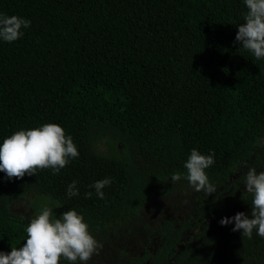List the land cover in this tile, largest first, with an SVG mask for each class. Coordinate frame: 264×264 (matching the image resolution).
<instances>
[{
	"label": "trees",
	"instance_id": "16d2710c",
	"mask_svg": "<svg viewBox=\"0 0 264 264\" xmlns=\"http://www.w3.org/2000/svg\"><path fill=\"white\" fill-rule=\"evenodd\" d=\"M246 12L244 0H0V13L31 21L20 39L0 40V144L56 123L79 151L59 174L10 180L0 172V251L26 242L31 217L10 203L29 193L103 228L138 218L174 172L186 175L193 148L215 154L210 181L245 165L264 138V58L236 41ZM103 136L109 154L96 150ZM105 178L112 182L101 199L90 186ZM73 181L79 195L69 197ZM239 189L209 201V219L188 238L195 218L165 219L158 247L129 263L264 264L255 229L249 239L220 223L238 212L251 218L253 196Z\"/></svg>",
	"mask_w": 264,
	"mask_h": 264
},
{
	"label": "clouds",
	"instance_id": "9594fccd",
	"mask_svg": "<svg viewBox=\"0 0 264 264\" xmlns=\"http://www.w3.org/2000/svg\"><path fill=\"white\" fill-rule=\"evenodd\" d=\"M247 12L245 22L238 26L236 41L242 48L253 53L255 58H264V0H244ZM31 21L17 15L0 13V40L14 42L24 33ZM214 153L205 155L193 148L184 167L187 172H174L173 182L182 176L196 192L212 194L215 186L210 182L206 169L212 166ZM79 151L71 135L56 123H45L41 126L21 129L4 139L0 144V172L7 179H23L26 175H36L37 170L51 169L59 174L68 163L78 158ZM245 192L252 194L251 218L245 212H238L233 217H224L220 223L226 226L234 223L233 232H242V237L251 239L254 229L256 234L264 238V171L257 173L255 167L250 168L245 177ZM111 178L95 182L90 187L103 199V189L110 185ZM77 182L68 186L69 197L79 195ZM92 192L85 193L90 198ZM44 204L31 218L26 227V242L21 247H12L11 252L0 251V264H88L93 254L101 245L89 230L83 215L71 209L59 217L53 211L59 208Z\"/></svg>",
	"mask_w": 264,
	"mask_h": 264
},
{
	"label": "rangeland",
	"instance_id": "374dc122",
	"mask_svg": "<svg viewBox=\"0 0 264 264\" xmlns=\"http://www.w3.org/2000/svg\"><path fill=\"white\" fill-rule=\"evenodd\" d=\"M108 136H103L96 142V150L101 154H109ZM121 145L118 144V148ZM255 167L257 173L264 171V138L258 144L256 152L243 166L236 169L228 180L210 181L216 189L212 194L196 192L189 185L180 181H164L162 187L166 193H158L145 202L138 218L125 220L120 216L108 222L103 228L89 230L101 247L93 254L88 264H130V258L142 254L146 249L154 251L159 245L156 228L165 219L176 222L189 217L195 218L194 228L186 234L188 238L200 229L202 219L208 220L206 213L212 199H227L228 193L240 183L241 191L245 190L244 177L247 171ZM43 199L39 193H29L26 197L10 203V210L26 217H33L44 204L54 206L53 200ZM38 202L42 205L39 207ZM57 217L67 211L62 206L53 210Z\"/></svg>",
	"mask_w": 264,
	"mask_h": 264
}]
</instances>
